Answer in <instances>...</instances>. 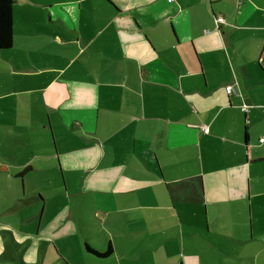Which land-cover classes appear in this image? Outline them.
<instances>
[{
  "label": "crops",
  "instance_id": "1",
  "mask_svg": "<svg viewBox=\"0 0 264 264\" xmlns=\"http://www.w3.org/2000/svg\"><path fill=\"white\" fill-rule=\"evenodd\" d=\"M19 1L0 264H264V0Z\"/></svg>",
  "mask_w": 264,
  "mask_h": 264
},
{
  "label": "trees",
  "instance_id": "2",
  "mask_svg": "<svg viewBox=\"0 0 264 264\" xmlns=\"http://www.w3.org/2000/svg\"><path fill=\"white\" fill-rule=\"evenodd\" d=\"M16 0H0V49L11 48L14 42V2ZM96 252V251H95ZM111 252L109 248L100 255H107Z\"/></svg>",
  "mask_w": 264,
  "mask_h": 264
},
{
  "label": "rangeland",
  "instance_id": "3",
  "mask_svg": "<svg viewBox=\"0 0 264 264\" xmlns=\"http://www.w3.org/2000/svg\"><path fill=\"white\" fill-rule=\"evenodd\" d=\"M21 6H22V3L19 1V0H16L15 2H14V6L13 7H15V30H16V32H15V37H16V47L15 48H20V46L22 45L21 43H20V41H22L21 39H20V37H21V34H19V30L23 27L22 26V24H21V22H20V18H19V14H18V12H19V10H20V8H21ZM20 39V40H19ZM26 48V51L28 52V54H29V56L31 55L30 54V48L29 47H25ZM14 49L13 48H11L10 49V51L8 52L9 54H11V55H13V54H15V52L13 51ZM16 50V49H15Z\"/></svg>",
  "mask_w": 264,
  "mask_h": 264
},
{
  "label": "built area",
  "instance_id": "4",
  "mask_svg": "<svg viewBox=\"0 0 264 264\" xmlns=\"http://www.w3.org/2000/svg\"><path fill=\"white\" fill-rule=\"evenodd\" d=\"M217 20L218 21H223V18L222 17H218ZM226 90H227L228 93H232L233 91H235L234 87L231 86V85L226 86ZM260 141L262 143H264V137H262Z\"/></svg>",
  "mask_w": 264,
  "mask_h": 264
}]
</instances>
